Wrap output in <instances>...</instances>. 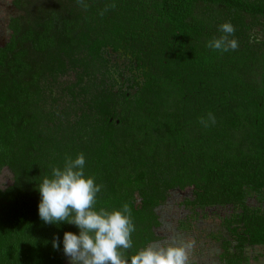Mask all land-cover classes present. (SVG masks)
I'll list each match as a JSON object with an SVG mask.
<instances>
[{
	"label": "trees",
	"instance_id": "trees-1",
	"mask_svg": "<svg viewBox=\"0 0 264 264\" xmlns=\"http://www.w3.org/2000/svg\"><path fill=\"white\" fill-rule=\"evenodd\" d=\"M147 6L171 27L180 49L135 103L102 110L107 129L85 168L102 186L95 208L131 209L133 246L122 250L130 264L156 239L157 208L173 191L189 192L181 204L191 212L231 210L223 221L228 237L221 259L249 264L247 248L264 246V0H149ZM27 19L12 18L11 39L0 47V174L21 162L14 183L0 188V264H68L62 245L55 250L51 240L78 229L45 224L38 216L37 186L53 166L33 159L51 141L39 133L30 110L42 77L56 66L29 60L30 47L38 53L57 48L55 20ZM63 21L73 44L79 21ZM226 22L235 28L230 38L238 48L209 49ZM194 69L212 86L205 77L199 80L209 90L189 106L181 82ZM209 113L215 123L205 126L201 120L208 121Z\"/></svg>",
	"mask_w": 264,
	"mask_h": 264
},
{
	"label": "rangeland",
	"instance_id": "rangeland-1",
	"mask_svg": "<svg viewBox=\"0 0 264 264\" xmlns=\"http://www.w3.org/2000/svg\"><path fill=\"white\" fill-rule=\"evenodd\" d=\"M147 3L149 0H0V47L11 39L13 17L31 18L34 23L55 20L57 48L38 53L30 47L28 56L36 63H56L42 77L30 108L37 130L51 141L43 154L33 156L37 164L48 162L62 168L67 157L82 153L87 166L107 129L102 110L112 105L124 109L135 103L151 76L178 53L171 27L155 18ZM68 17L79 21L73 44L64 34L63 20ZM203 77L212 86V80L196 69L182 79L189 106L200 103L199 97L209 90L199 86ZM20 164L2 170L1 189L14 183ZM189 195L173 191L157 208L160 225L156 239L147 247L184 246L187 264H224L222 244L228 233L223 221L231 210L211 207L191 212L181 204ZM249 201L257 204L253 198ZM246 251L249 264H264V246H249Z\"/></svg>",
	"mask_w": 264,
	"mask_h": 264
},
{
	"label": "clouds",
	"instance_id": "clouds-1",
	"mask_svg": "<svg viewBox=\"0 0 264 264\" xmlns=\"http://www.w3.org/2000/svg\"><path fill=\"white\" fill-rule=\"evenodd\" d=\"M103 14V13H101ZM223 33L207 43V47L220 52L238 48V41L230 38L235 28L230 22L220 25ZM215 123L209 113L208 122ZM86 160L81 153L75 158L67 157L63 167H53L51 175L45 176L37 186L40 200L38 216L49 225L67 223L74 225L77 232L65 231L62 239L54 235L52 248L61 250L68 264H129L123 258L122 250L133 246L131 239L135 225L131 209L123 205L120 209L96 210L97 194L102 186L94 177L86 175ZM188 256L184 246H169L157 249L145 247L131 257L130 264H187Z\"/></svg>",
	"mask_w": 264,
	"mask_h": 264
}]
</instances>
